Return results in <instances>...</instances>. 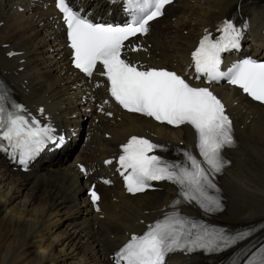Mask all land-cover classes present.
Masks as SVG:
<instances>
[{"label":"bare ground","instance_id":"1","mask_svg":"<svg viewBox=\"0 0 264 264\" xmlns=\"http://www.w3.org/2000/svg\"><path fill=\"white\" fill-rule=\"evenodd\" d=\"M71 1L86 8L95 4L103 15L108 8L104 0ZM226 18L237 24L247 19L245 36L257 38L253 52L264 55V0H176L151 24L144 43L151 47L133 56L154 67L183 70L205 29L214 32ZM57 19L52 0H0V78L10 95L41 123L47 121L38 115L40 108L53 126L74 130L80 123L87 138L71 159L61 152L42 155L28 173L14 171L0 157V264H113L112 256L132 234H141L169 211L177 192L174 185L162 183L155 192L131 197L117 183L99 186L100 210L94 212L85 189L102 172L112 176L102 161L117 158L132 135L166 145L167 151L156 154L169 159L184 148L196 151L188 128L167 130L129 114L115 113L112 119L97 114L110 107L102 105L100 91L92 92L94 83H81L68 67ZM11 50L21 55L7 58ZM94 81H100L96 74ZM210 88L221 97L237 140V147L226 152L230 166L217 177L223 207L214 214L195 205L181 206V211L228 232L256 231L264 226V107L236 91ZM78 162L93 171L86 179L78 173ZM263 236L264 227L252 243ZM235 251L175 256L167 264H229Z\"/></svg>","mask_w":264,"mask_h":264},{"label":"snow or ice","instance_id":"2","mask_svg":"<svg viewBox=\"0 0 264 264\" xmlns=\"http://www.w3.org/2000/svg\"><path fill=\"white\" fill-rule=\"evenodd\" d=\"M173 2L123 0L127 19L112 23L93 21L75 10L68 0H56L75 68L88 77L94 71L106 77L111 96L129 112L167 125H187L195 133L196 151L184 148L173 159L151 154L167 151L166 145L136 135L120 146L119 165L129 193L144 192L152 181H168L175 186L177 195L169 211L147 225L141 234H132L116 251L114 264H164L166 256L176 252L217 254L231 249L236 251L229 264H264V243L257 246L249 239L254 228L228 232L181 211V206L186 205H195L205 214L222 210L217 177L230 164L224 150L237 147V140L221 100L208 87L194 86L175 71L145 68L126 58L125 42L138 34H147L150 22L163 16L166 6ZM249 27L247 20L237 24L226 18L217 22L216 30L220 34L215 38L205 29L191 52L190 66L197 74L194 79L208 83L227 81L252 100L264 104V61L246 57L226 70L221 68L222 54L240 49ZM39 111L44 112L42 108ZM54 131L28 113L0 82V152L27 168L46 145L62 144L64 137L55 136ZM88 195L93 204L100 199L94 190ZM245 241L249 243L244 244Z\"/></svg>","mask_w":264,"mask_h":264},{"label":"rangeland","instance_id":"3","mask_svg":"<svg viewBox=\"0 0 264 264\" xmlns=\"http://www.w3.org/2000/svg\"><path fill=\"white\" fill-rule=\"evenodd\" d=\"M186 32H184V34H185Z\"/></svg>","mask_w":264,"mask_h":264}]
</instances>
